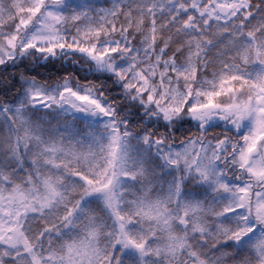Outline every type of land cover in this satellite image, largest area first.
Segmentation results:
<instances>
[{
	"label": "snow or ice",
	"instance_id": "1",
	"mask_svg": "<svg viewBox=\"0 0 264 264\" xmlns=\"http://www.w3.org/2000/svg\"><path fill=\"white\" fill-rule=\"evenodd\" d=\"M0 264H264V0H0Z\"/></svg>",
	"mask_w": 264,
	"mask_h": 264
}]
</instances>
